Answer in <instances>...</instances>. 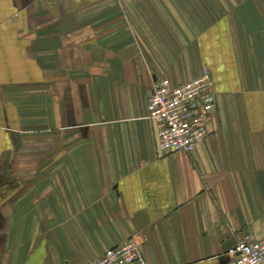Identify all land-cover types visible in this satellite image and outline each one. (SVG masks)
I'll return each instance as SVG.
<instances>
[{"label":"crops","instance_id":"crops-1","mask_svg":"<svg viewBox=\"0 0 264 264\" xmlns=\"http://www.w3.org/2000/svg\"><path fill=\"white\" fill-rule=\"evenodd\" d=\"M209 67L217 110L162 154L154 81ZM264 240V0H0V264H236Z\"/></svg>","mask_w":264,"mask_h":264},{"label":"built area","instance_id":"built-area-1","mask_svg":"<svg viewBox=\"0 0 264 264\" xmlns=\"http://www.w3.org/2000/svg\"><path fill=\"white\" fill-rule=\"evenodd\" d=\"M148 118L157 129L162 154L193 153L209 135L208 118L217 110V91L209 67L184 83L173 85L167 77L157 78L147 102ZM236 264H264V240L245 236L228 251ZM88 264H150L134 239L107 250Z\"/></svg>","mask_w":264,"mask_h":264}]
</instances>
